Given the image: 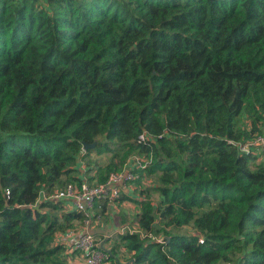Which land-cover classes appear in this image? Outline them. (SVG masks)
Instances as JSON below:
<instances>
[{"label": "trees", "instance_id": "16d2710c", "mask_svg": "<svg viewBox=\"0 0 264 264\" xmlns=\"http://www.w3.org/2000/svg\"><path fill=\"white\" fill-rule=\"evenodd\" d=\"M256 135L264 0H0V264H71L61 235L85 214L47 197L133 154L150 160L134 186L156 176L159 199L138 202L109 263L264 264Z\"/></svg>", "mask_w": 264, "mask_h": 264}, {"label": "built area", "instance_id": "2783aa9c", "mask_svg": "<svg viewBox=\"0 0 264 264\" xmlns=\"http://www.w3.org/2000/svg\"><path fill=\"white\" fill-rule=\"evenodd\" d=\"M145 140L143 134L139 135L138 142ZM252 144L258 146L264 152V135H256L252 140ZM247 145H243L242 150H247ZM150 162L148 158L140 156H131L124 166L115 172H111L108 178L102 183H87L82 181L78 184L69 182L60 190L50 194L47 198L65 199L68 205L67 209L76 210L85 214L82 226L70 229L61 235L66 246L73 251H78L84 264H108L109 252L104 249L98 242V237L92 231L93 223L98 224L99 219L93 218L91 210H93L95 201L107 200L114 202L120 198L122 190L133 187L135 180L139 178L138 169H143ZM41 199H47L43 195ZM123 226L119 233L128 230L130 233L139 232L134 228ZM153 240L163 243L162 237L156 238L150 236ZM201 241V239H200Z\"/></svg>", "mask_w": 264, "mask_h": 264}, {"label": "crops", "instance_id": "0c3cea01", "mask_svg": "<svg viewBox=\"0 0 264 264\" xmlns=\"http://www.w3.org/2000/svg\"><path fill=\"white\" fill-rule=\"evenodd\" d=\"M141 188V187H140ZM142 189V188H141ZM122 194L121 195H125L126 197L131 198V200H123L122 202L119 201H114V202H109L108 203V209H107V216H108V221H104L103 219H101L99 221L98 224L93 223L92 225V229L96 230V232L98 231L99 234L101 235V237L103 238H111L113 237L114 234L119 233L120 229L123 226H128L124 223L121 222L120 220V215H122V217L126 216L127 221H131L133 219V217L138 213V202L143 198H141L138 190H137V186H133V187H128V189L126 188L125 190L121 191ZM127 203V204H126ZM133 205H131V204ZM128 207H131L130 210L134 211L131 212V214L133 213V217L131 218V214L129 212V209H127ZM95 212V210H94ZM92 214H93V210H92ZM82 226V225H81ZM81 226H78L81 227ZM96 235V234H95ZM122 253L127 256V258H130V253H127L124 249L121 250L120 254H117L114 256V259L116 260V264H129L130 260H126L125 261H121L119 259L118 256H122ZM119 262V263H118ZM71 264H84L83 259L78 256L77 254H75L73 256L72 262ZM111 264V263H108Z\"/></svg>", "mask_w": 264, "mask_h": 264}, {"label": "rangeland", "instance_id": "374dc122", "mask_svg": "<svg viewBox=\"0 0 264 264\" xmlns=\"http://www.w3.org/2000/svg\"><path fill=\"white\" fill-rule=\"evenodd\" d=\"M131 156H136V155H131ZM148 163V162H147ZM148 166V164H147ZM148 177H151V176H147L146 178H144V181H145V185H137V190L141 196V198L143 197L144 199H146L147 201H152L153 203L157 202V200L159 199V195L153 190V189H149L147 188L146 184L148 186H155V184H159V180H157L156 176L155 177H151V178H148ZM139 186V187H138ZM142 189H141V188ZM127 204V203H126ZM131 204V203H130ZM133 205V204H131ZM127 209H129V212L131 214V212H134L131 209V207H128ZM91 214H92V210H91ZM133 213L130 215L131 218L133 217ZM120 217V220L123 218L122 215L119 216ZM134 218V217H133ZM127 223H129L127 221ZM133 224V222H131ZM98 242L99 244L104 248L106 249L108 252L111 251V248H112V244H113V240H112V237L111 238H103V237H98ZM121 252V251H120ZM119 252V253H120ZM112 256V255H111ZM119 259L121 261H125L128 260L127 256H125L123 253H122V256H118ZM111 264H116V260L114 259V263H111Z\"/></svg>", "mask_w": 264, "mask_h": 264}, {"label": "water", "instance_id": "95a60500", "mask_svg": "<svg viewBox=\"0 0 264 264\" xmlns=\"http://www.w3.org/2000/svg\"><path fill=\"white\" fill-rule=\"evenodd\" d=\"M94 145H95V144H87V143H83V149L86 150V149L89 148V147H94ZM92 233H94V234H99V232H98V231L96 232V230H93Z\"/></svg>", "mask_w": 264, "mask_h": 264}]
</instances>
